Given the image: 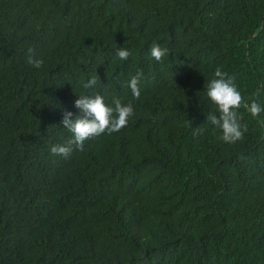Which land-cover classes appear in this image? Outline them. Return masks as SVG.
I'll return each instance as SVG.
<instances>
[{
    "label": "trees",
    "instance_id": "obj_1",
    "mask_svg": "<svg viewBox=\"0 0 264 264\" xmlns=\"http://www.w3.org/2000/svg\"><path fill=\"white\" fill-rule=\"evenodd\" d=\"M217 67L264 109V0H0V264H264V111L225 143ZM95 94L127 126L53 155Z\"/></svg>",
    "mask_w": 264,
    "mask_h": 264
},
{
    "label": "clouds",
    "instance_id": "obj_2",
    "mask_svg": "<svg viewBox=\"0 0 264 264\" xmlns=\"http://www.w3.org/2000/svg\"><path fill=\"white\" fill-rule=\"evenodd\" d=\"M116 54L121 61H127L132 56V52L125 47L117 48ZM167 55V48H162L155 42L151 45L150 57L156 62H162ZM26 64L39 70L44 66L45 60L29 48ZM142 75V72H137L126 85L136 99L140 97L139 82ZM214 77L207 86L206 95L216 105L220 115L217 117L210 112L206 119L222 131L221 139L225 143L235 144L243 140L247 132V125L241 123L242 116L238 110L243 106L253 117H257L264 109L255 101L251 104L245 103L235 84V77L229 76L220 67L215 69ZM97 82L98 77L93 76L83 87L93 88ZM74 106L79 110L80 115L73 118V113L65 110L61 121L62 127L71 134V138L65 144L54 145L50 149L53 155L62 156L65 159H68L74 150L83 151L86 141L103 134L119 132L127 126L129 118L134 114L131 103L125 105L121 99L114 97L112 106H109L100 94L91 95V97L81 95L75 100Z\"/></svg>",
    "mask_w": 264,
    "mask_h": 264
}]
</instances>
